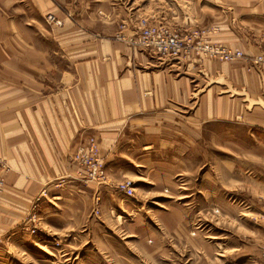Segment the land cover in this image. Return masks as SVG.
Listing matches in <instances>:
<instances>
[{
    "label": "crops",
    "instance_id": "1",
    "mask_svg": "<svg viewBox=\"0 0 264 264\" xmlns=\"http://www.w3.org/2000/svg\"><path fill=\"white\" fill-rule=\"evenodd\" d=\"M234 4L226 0L216 4L221 29L217 37L248 55L264 54V0H238ZM34 12L39 17L53 13L63 22L54 27L46 22L45 52L36 44L39 32L36 33L35 19L31 18ZM127 20L122 10L118 12L101 1L85 5L83 0H0V150L5 159L33 152L42 158L36 168L50 158L55 160L52 166L60 169L67 167L65 162L70 157V164L78 168L72 179L79 180L80 168L73 157L78 145L91 135L98 138L106 168L115 181L125 175L121 158L136 157L134 151H125L124 147H146L150 151L161 145L162 150L174 151L175 158L185 159L188 142L199 144L204 137L201 117L185 116V104L195 94V76L188 72L191 69L203 72L207 84L213 85H205L207 91L203 88L208 102L215 87L225 88L226 95L220 96L222 105L218 110L210 105L211 115H231L235 105L229 95L236 91L249 101L248 105V99L254 100L255 121L264 131V64L248 66L240 61L236 65L208 57L165 60L130 44L131 32L123 25ZM118 33L126 37L121 38ZM41 55L48 59H38ZM47 88L51 92L47 93ZM189 120L199 121L193 124ZM224 131L214 133L212 141L229 149L237 147L232 149L244 155L245 164H252L253 157L260 163L264 197V136L260 135L258 145L252 146L232 141L231 134ZM173 166L180 172H170V180L183 172L181 162ZM229 170L232 171L231 167ZM25 181L20 178L16 183L22 185ZM249 183L253 187L257 182L250 178ZM14 184L10 186L14 188ZM45 188L46 185L41 191ZM113 190L111 184L98 188L92 185L81 198L88 200L93 212L94 197L99 194L102 212L106 205L103 198L106 201ZM35 191L31 200L41 192ZM55 194L54 199H59ZM23 196L28 199L25 193ZM250 202L255 203L252 199ZM55 203L58 206V200ZM262 209L264 218V206ZM50 212L46 217H51L59 232L58 208ZM1 217L9 220L1 232H10V240L18 235L23 240L35 236L13 229L23 219L17 214L15 218ZM239 217L238 213L232 214L231 220L243 219ZM251 221L248 224L253 228L247 237L234 238L232 251L242 258L235 264H264V227ZM52 228L49 224L42 231L50 233Z\"/></svg>",
    "mask_w": 264,
    "mask_h": 264
},
{
    "label": "rangeland",
    "instance_id": "2",
    "mask_svg": "<svg viewBox=\"0 0 264 264\" xmlns=\"http://www.w3.org/2000/svg\"><path fill=\"white\" fill-rule=\"evenodd\" d=\"M83 1L85 5L106 2L114 10H122L128 19L123 23L131 25L136 19L145 18L149 23L168 24L180 29H212L210 39L224 43L217 37L221 29L216 4L220 0ZM236 1L226 0L228 4ZM50 14L39 17L34 12L31 16L36 21H33L36 33L39 32L36 44L38 48H44L43 52L48 51L46 22L53 27L63 25L59 18L60 23L56 22L57 19L50 21ZM42 58L48 59V56L38 57ZM240 61L244 62L230 60L231 64ZM246 64L251 66L247 61ZM188 72L195 76L192 82L195 94L189 102L186 101L185 116L187 119L189 115L201 117L204 133L201 143L188 142L185 159L175 158L174 151L162 150L161 145L150 148L155 151L153 155L148 154L150 151L146 147H124L125 151H134L136 157L121 158L125 175L117 181L110 178L107 170L108 182L104 185L111 184L114 190L106 201L103 198L106 205L102 212L99 208L102 201L97 207L99 212L95 213V201L92 212L88 200L81 198L84 190L92 185L98 188L100 184L73 180L78 168L70 164V157L65 162L66 168L56 169L52 166L55 160L50 158L44 161V166L41 163L42 167L36 168L42 161L41 156L33 152L13 154L6 160L0 150V234L3 236L0 264H235L242 259L232 251L234 238L247 237L249 229L253 228L248 224L251 220L256 226L264 227L260 163L253 157L252 164L249 161L245 164L244 155L235 153L238 149H232L237 147L229 149L220 142L216 144L212 136L226 130L232 141L253 146L258 145L264 131L255 121L254 100L248 99V105L249 101L243 100L236 91L229 95L235 105L231 115H211L210 105L218 110L222 105L220 96L226 95L225 88L215 87L208 102L203 88L213 85L207 84L200 70ZM46 90L51 92L50 88ZM197 121L190 122L197 124ZM180 162L182 175L168 179L170 172H180L173 166L180 165ZM20 178L26 180L22 185L16 183ZM250 178L257 182L253 187L247 185ZM125 180L134 183L133 196L118 189ZM10 183H15L14 188ZM45 185V190L41 191ZM33 191L41 192L31 200ZM56 192L59 199H54ZM23 193L28 199L22 198ZM251 199L255 203L250 202ZM55 207L58 208L60 234L51 217H46ZM235 213L243 219L233 222L231 215ZM14 214L20 218L25 216L13 229L27 232L35 228L34 237L23 240L18 235L10 240V232H1L9 221L1 216L15 218ZM49 224L53 227L50 233L42 231Z\"/></svg>",
    "mask_w": 264,
    "mask_h": 264
},
{
    "label": "built area",
    "instance_id": "3",
    "mask_svg": "<svg viewBox=\"0 0 264 264\" xmlns=\"http://www.w3.org/2000/svg\"><path fill=\"white\" fill-rule=\"evenodd\" d=\"M57 17L49 15L50 21H55ZM56 22L60 23L57 19ZM128 27L131 35L128 41L134 47H140L163 59L176 61L190 60L193 58L208 57L225 62L230 60H243L255 65L264 64V54L251 56L244 53L241 49L228 47L222 42L210 39L212 29H185L176 28L168 24L149 23L145 18L136 19L135 24L123 23ZM120 36L126 37L121 33ZM73 162L80 168L79 177L85 183L95 182L104 185L108 182L107 169L99 148V140L91 135L78 145ZM130 180H125L118 185V189L127 196L134 195V187ZM45 193V192H44ZM39 199V198H38ZM95 213L99 212L97 208L102 201L101 197L95 196ZM29 233H34L35 228L28 229ZM3 242V236L0 234V243Z\"/></svg>",
    "mask_w": 264,
    "mask_h": 264
},
{
    "label": "bare ground",
    "instance_id": "4",
    "mask_svg": "<svg viewBox=\"0 0 264 264\" xmlns=\"http://www.w3.org/2000/svg\"><path fill=\"white\" fill-rule=\"evenodd\" d=\"M100 144V143H99ZM99 148H100V145H99ZM44 195V194H43Z\"/></svg>",
    "mask_w": 264,
    "mask_h": 264
}]
</instances>
